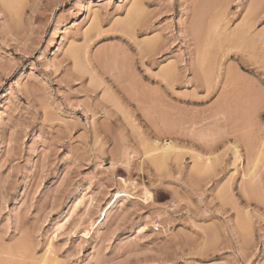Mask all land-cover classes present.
Here are the masks:
<instances>
[{
	"label": "rangeland",
	"instance_id": "rangeland-1",
	"mask_svg": "<svg viewBox=\"0 0 264 264\" xmlns=\"http://www.w3.org/2000/svg\"><path fill=\"white\" fill-rule=\"evenodd\" d=\"M263 1L0 0V264H264Z\"/></svg>",
	"mask_w": 264,
	"mask_h": 264
},
{
	"label": "bare ground",
	"instance_id": "bare-ground-1",
	"mask_svg": "<svg viewBox=\"0 0 264 264\" xmlns=\"http://www.w3.org/2000/svg\"><path fill=\"white\" fill-rule=\"evenodd\" d=\"M4 1H5V0H4ZM7 1H10V0H7ZM261 1H263V0H261ZM261 1H260V2H261ZM256 2H257V3H260V2H258L257 0H256ZM256 2H254V3H256ZM257 3H256V6H257ZM263 3H264V1L261 3V5H262ZM254 5H255V4H254ZM254 5H253V6H254ZM259 6H260V5H258V7H259ZM218 8H219V7H218ZM256 8H257V7H256ZM256 8H255V9H256ZM223 9H224V8H223ZM223 9H222V10H223ZM252 9H254V8H252ZM200 11H202V9L199 10V12H200ZM254 11H256V10H254ZM199 12H198V13H199ZM248 12H250V10H249ZM200 13H201V12H200ZM200 13H199V14H200ZM222 13H223V12H222ZM254 13H255V12H254ZM203 14H204V13H201V15H203ZM218 14H219V13H218ZM223 14H224V13H223ZM249 14L251 15V13H249ZM256 14H257V13H256ZM213 15H214V14H213ZM219 15H220V14H219ZM216 16H217V15H216ZM254 16H256V15H254ZM203 17H204V16H202V17L200 18V20H201ZM212 17L216 18L215 15L212 16ZM221 17H222V15H221ZM247 17H248V15H247ZM251 17H252V16H251ZM256 17H257V16H256ZM214 18H213V19H214ZM253 18H254V17H253ZM253 18H252V19H253ZM130 19H131V18H130ZM135 19H136V18H135ZM213 19H212V21H213ZM218 19H219V18H218ZM254 19H256V18H254ZM200 20H199V22H200ZM210 20H211V18H210ZM250 20H251V19H250ZM250 20H249V22H248V20H247V21H246L247 23H244V24H246V25L249 23L250 26H245V25H244V26L238 27V28H240V29L237 28V31H235V32L238 34V38H239V39L241 38V40H242V41L240 40V42H241L240 45H242L243 42H245V41H247V42L249 43L250 39H251L252 36H253V34L251 33V27H253L254 25H253V22H252L253 20H252V21H250ZM202 21H203V20H202ZM202 21H201V22H202ZM212 21H211V22H212ZM215 21H216V19L214 20V22H215ZM255 21H256V20H255ZM250 22H251V23H250ZM208 23H210V22H208ZM208 23H207V24H208ZM218 23H219V22H218ZM200 24H201V23H200ZM219 24H220V23H219ZM219 24H218V25H219ZM251 24H252L253 26H252ZM254 24H255V23H254ZM202 25H204V22H203ZM202 25H201V26H202ZM220 25H221V24H220ZM241 25H242V24H241ZM129 26H130V25H129ZM206 26H207V25H206ZM209 26H210V25H209ZM207 27H208V26H207ZM218 27H219V26H218ZM218 27H217V28H218ZM130 28H131V26H130ZM130 28H128V29H130ZM212 28H214V26H213ZM219 28H220V27H219ZM222 29H223V27H222ZM222 29H221V30H222ZM214 30H215V28H214ZM221 30H220V31H221ZM223 30H224V29H223ZM233 30H234V29H233ZM233 30H232V31H233ZM235 30H236V27H235ZM128 32H129V31H128ZM223 32H226V29H225ZM227 33H228V31H227ZM233 33H234V31H233ZM233 33H232V34L230 33V34H231V37H232ZM255 33H256V32H255ZM257 33H258V32H257ZM261 33H262V32H261ZM214 34H216V33L214 32ZM234 34H235V33H234ZM224 35H225V34H224ZM226 35H227V34H226ZM226 35H225V36H226ZM256 35H257V34H256ZM256 35H255V37H256ZM229 36H230V35H229ZM235 36H237V35L235 34ZM260 36H261V34H260ZM262 36H263V34H262ZM211 37H212V36H211ZM213 37H214V36H213ZM215 37H216V36H215ZM217 37H218V36H217ZM221 37H222V36H221ZM227 37H228V36H227ZM232 38H233V37H232ZM232 38H231V40H233ZM234 38H235V37H234ZM253 38H254V37H253ZM253 38H252V39H253ZM256 38H258V36H257ZM216 39H217V38H216ZM229 39H230V38H229ZM236 39H237V38H236ZM252 39H251V40H252ZM254 39H255V38H254ZM261 39H262V37H261ZM212 40H213V39H212ZM224 40H226V38H224ZM235 41H236V40H235ZM237 41H238V40H237ZM256 41H257V40H256ZM258 41H259V39H258ZM258 41H257V43H260V42H261V40H260V42H258ZM209 42H210V41H209ZM223 42H224V41H222V43H223ZM229 42H230V41H229ZM233 42H234V41H233ZM233 42H232V43H233ZM247 42H245V43H247ZM253 42H254V40H253ZM147 43H148V42H147ZM203 43L206 44L205 41H204ZM207 43H208V42H207ZM219 43H221V41H220ZM222 43H221V44H222ZM225 43H226V41H225ZM235 43H236V42H235ZM250 43H251V45L253 44L252 42H250ZM250 43H249L248 45H250ZM255 43H256V42H255ZM255 43H254V44H255ZM257 43H256V44H257ZM226 44H228V43H226ZM226 44H225V45H226ZM238 44H239V42H238ZM254 44H253V45H254ZM261 44H262V42H261ZM228 45H229V44H228ZM232 45H233V44H232ZM248 45H247V46H248ZM251 45H250V47H251ZM263 45H264V43H263ZM222 46H223V45H220L219 48H221ZM233 46H234V45H233ZM206 47L209 48V46H207V44H206ZM210 47H211V44H210ZM242 47H243V46H242ZM257 47H259V50H262V49H260V46H259V45L256 46V49L258 50ZM262 47H263V46H262ZM262 47H261V48H262ZM208 48H207V49H208ZM248 48H249V47H248ZM252 48H253V46H252ZM263 48H264V47H263ZM201 49H202V52L205 50V49L203 50V46L201 47ZM246 49H247V48L245 47V50H246ZM256 49H255V50H256ZM210 50H211V49H210ZM220 50H221V49H220ZM250 50H252V49H250ZM206 51H207V50H206ZM206 51H205V52H206ZM262 51H263V50H262ZM210 52H211V51H210ZM250 52H251V51H250ZM250 52L248 51V53H250ZM263 52H264V51H263ZM206 53L209 55L208 51H207ZM257 53H259V52H257ZM260 53H261V52H260ZM204 54H205V53H203V57H204V58H205V56H206V57L208 56V55H205V56H204ZM254 54H255V53H254ZM255 55H256V54H255ZM257 55H258V54H257ZM261 55H262V54H261ZM262 56H263V55H262ZM262 56H259V58L262 57ZM203 57L200 55V58H203ZM207 59H208V57H207ZM261 59H263V58H261ZM200 60H202V59H200ZM205 60H206V59H205ZM205 60H204V63L207 62V60H206V61H205ZM209 60H210V59H209ZM210 68H211V67H210ZM207 69H208V68H207ZM205 70H206V69H205ZM209 70H210V69H209ZM206 71H207V70H206ZM206 71H205V72H206ZM207 72H208V71H207ZM170 73H171V76H170V77H173V76H172L173 73H172V72H170ZM209 73H210V72H209ZM209 73H208V74H209ZM211 73H212V72H211ZM206 74H207V73H206ZM168 75H169V72H168V74H167V77H168ZM210 75H211V74H210ZM219 76H220V75H219ZM170 79H172V78H170ZM206 79H207V81H208V77H207V78L205 77L203 83L205 84V86L208 87V84H209L211 81H210L209 83H207V81H205ZM232 79H233V78H232ZM233 82H235V81H233ZM204 84H203V85H204ZM228 84H229V82H228ZM233 84H234V83H233ZM209 85H210V84H209ZM230 86H231V85H230ZM208 88H209V87H208ZM241 96H242V95H241ZM227 97H228V96H227ZM229 98H233V97H232V96H229ZM236 98H237V96H236ZM225 99H226V98H225ZM225 99H224V97H223L224 102H225ZM237 99H238V98H237ZM229 100H230V99H227L226 101H229ZM232 100H233V99H232ZM241 100H242V99H241ZM243 100H244V98H243ZM220 103H223V101L220 102ZM227 103H228V104H226V102H225L226 105H229V106L231 105V104H229V102H227ZM232 103H233V102H232ZM218 105H219V104H218ZM223 105H224V103H223ZM223 105L220 104V106H222V107H221V110L224 109V106H225V105H224V106H223ZM229 106H227V107H229ZM225 107H226V106H225ZM227 107H226V108H227ZM0 108H1V102H0ZM215 108H216V107H215ZM226 108H225V109H226ZM216 109L219 110V106H218ZM225 109L223 110V113L227 110V109H226V110H225ZM215 112H216V110H215ZM218 112H219V111H218ZM219 113H220V112H219ZM219 113L217 114L218 116H220ZM230 113H231V112H230ZM230 113H229V114H230ZM213 115H215V114H213ZM213 115H212V117H214ZM226 115H227V112H226ZM215 116H216V115H215ZM224 118H225V117H224ZM210 119H211V118H210ZM216 119H217V118H216ZM192 120H193V119H192ZM220 120H221V119H220ZM224 120H225V119H224ZM190 121H191V120H190ZM195 121H196V120H194V122H191L189 125H191L192 123H195ZM186 122H187V121H186ZM216 122H219V121L217 120ZM196 123H197V122H196ZM182 124L184 125L185 123L183 122ZM192 125H193V124H192ZM187 128H188V127H187ZM192 128H194V127H192ZM187 131H188V130H187ZM191 131H192V130H191ZM194 132H195V129H194ZM193 136H194V135H193ZM194 137H195V136H194ZM263 139H264V138H263ZM236 142H237V141H236ZM250 142H251V144H252V141H250ZM250 142H247V146H248V143H250ZM261 142H262V141H261ZM256 144H257V143H256ZM256 144H255V146H256ZM261 144H263V143H261ZM153 145H154V144H153ZM249 145H250V144H249ZM229 146H230V144H229ZM250 146H251V145H250ZM260 146H261V145H260ZM154 147H155V149H154ZM154 147H153L154 150L151 149V148L149 149V150H153V151H151V153H152V152H153V153L156 152L155 154H157L158 152H159V153L161 152L160 154L158 153L160 156H158V154H157V156L155 155L156 157H154V159L156 158L157 160L155 159V161H154L155 164H154V165H156V166H161L162 168H165V166H166V162H167L166 160H167L168 156L170 155V158H172L171 156H173V154L171 155V153L173 152V153L176 154L177 152H175V151L179 150V148H178L175 144H172V143H168V144H166V145H164V146H161V147H160L158 144H155ZM179 147H180V146H179ZM239 147H240V146H239ZM251 147H253V146H251ZM251 147H250V148H251ZM257 147H259V146H257ZM263 147H264V146H263ZM253 148H256V147H253ZM253 148H252V149H253ZM186 149L188 150V148H186ZM230 149H232V148L230 147ZM248 149H249V146H248ZM258 149H259V148H258ZM233 150H234V158H235L234 161H235V162H238V163H240V164H242V163H241V161H242V156H241V152H240V149L238 148L237 144L233 145V149H232L231 151H233ZM249 150H250V149H249ZM147 151H148V150H147ZM179 151H180V153H181V151L183 152V151H185V150H184V149L181 150V148H180ZM190 151L192 152L193 150H190ZM190 151L188 150L187 152L189 153ZM247 151H248V150H247ZM260 151H261V148H260ZM193 152H194V153H192V154H197V153H198V152L195 153L196 151H193ZM254 152L256 153V150H255ZM254 152L250 150V153H251V154L253 153V155H254ZM261 152H262V151H261ZM263 152H264V151H263ZM263 152H262V153H263ZM149 153H150V152H149ZM183 154H184V152H183ZM192 154H191V157H192ZM198 154H199V153H198ZM198 154H197V155H198ZM212 154H213V153H212ZM152 155H153V154H152ZM176 155H177V154H176ZM179 155H180V154H179ZM197 155H194L195 157L193 156V159H192V161H194L193 164H194L195 168L197 167V168H201V169H202V168H204V167H202V165L199 166V163H200V160H201L204 156H202L201 154H199V155L202 156V158H201L200 160H198L197 158H199L200 156L198 157ZM210 155H211V154H210ZM255 155H256V154H255ZM150 156H151V154H150ZM258 156H260V158H261L262 155H260V153H259ZM151 157L153 158V156H151ZM158 157H159L160 159H159ZM177 157H178V156H177ZM196 157H197V158H196ZM209 157H210V156H209ZM209 157H207V158H209ZM256 157H257V156H256ZM204 158H205V157H204ZM207 158H205V159H207ZM210 158H212V157H210ZM210 158L208 159L209 161H210ZM243 158H244V157H243ZM260 158H259V159H260ZM194 159H196V161L198 160V163H196ZM256 159H257V158H256ZM259 159H258V161H259ZM203 160H204V159H203ZM212 160H213V158H212ZM212 160H211V162H212ZM216 160H217V159H216ZM254 160H255V156H254ZM152 161H153V159H152ZM156 161H157V163H159V165L156 164ZM214 161H215V160H214ZM214 161H213V162H214ZM255 161H256V160H255ZM258 161L255 162V165H254L253 170L255 169L256 164H258V166L260 165L261 162L258 163ZM261 161H262V160H261ZM202 162H203V161H202ZM205 162L208 164V162H207L206 160H205ZM164 163H165V165H164ZM252 163H253V162H252ZM252 163H251L250 165H253ZM160 164H161V165H160ZM195 164H197L198 166H196ZM201 164H205V163L203 162V163H201ZM207 164H205V167L208 166ZM215 164H216V163H215ZM206 165H207V166H206ZM212 165L215 166L214 163L210 165V162H209V166H212ZM163 166H164V167H163ZM192 166H193V165H192ZM235 166L237 167V164H235ZM258 166H257V168L255 169V171L258 170ZM158 168H159V167H158ZM195 168H194V170H195ZM214 168H215V167H214ZM192 169H193V167H192ZM207 169H208V168H207ZM207 169L204 168L203 171H204V170H207ZM210 169H212V167H211ZM197 170H198L199 172H202V170H200V169H197ZM250 170H251V169H250ZM253 170H252L251 172L257 173V171L255 172V171H253ZM208 171H209V169H208ZM212 171H213V170H211V172H212ZM243 171H244V169H243ZM235 172L237 173V168H236ZM235 172H234V173H235ZM254 173H251V174L255 175ZM195 174H196V173H195ZM248 174H249V173H248ZM246 175H247V174H246ZM246 175H245V176H246ZM247 177H248V176H247ZM249 177L251 178V176H249ZM255 177H257V176H254V178H255ZM252 179H253V178H252ZM76 207H77L76 204L71 205V210L73 209L72 212H73L74 210H76V209H75ZM109 207H112V206H111V203L109 204ZM109 209H110V208H109ZM72 212H71V213H72ZM106 212H107V211H106ZM73 213H74V212H73ZM106 214H107V213H105L104 211L101 212L100 217L98 218V219H99L98 225H102V224L105 222V220H106V216H107ZM87 235H89V234H87ZM87 235L85 234L86 237H87ZM47 257H48V256H47ZM47 257L45 256V258H47ZM45 258H44V259H45ZM48 259H49V258H47L46 261H48ZM52 260H53V259H52ZM46 261H45V262H46ZM46 264H60V263H56V261L53 260V261H51V262H49V263L46 262Z\"/></svg>",
	"mask_w": 264,
	"mask_h": 264
}]
</instances>
